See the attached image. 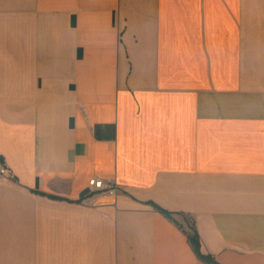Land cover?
<instances>
[{
    "label": "crops",
    "instance_id": "crops-1",
    "mask_svg": "<svg viewBox=\"0 0 264 264\" xmlns=\"http://www.w3.org/2000/svg\"><path fill=\"white\" fill-rule=\"evenodd\" d=\"M0 159V264H264V0H0Z\"/></svg>",
    "mask_w": 264,
    "mask_h": 264
},
{
    "label": "built area",
    "instance_id": "built-area-1",
    "mask_svg": "<svg viewBox=\"0 0 264 264\" xmlns=\"http://www.w3.org/2000/svg\"><path fill=\"white\" fill-rule=\"evenodd\" d=\"M8 169L0 159V180L7 179ZM88 187L93 194H102L116 197L118 194V186L114 180H103L98 178H91L88 181Z\"/></svg>",
    "mask_w": 264,
    "mask_h": 264
},
{
    "label": "trees",
    "instance_id": "trees-1",
    "mask_svg": "<svg viewBox=\"0 0 264 264\" xmlns=\"http://www.w3.org/2000/svg\"><path fill=\"white\" fill-rule=\"evenodd\" d=\"M156 209H158L160 212L168 215L167 212L161 210L160 208L154 206ZM190 242L192 244V246L194 247V249L197 252V255L199 257V259L204 262L205 264H216L211 258H209L208 256H203L198 252V247H199V243H198V236L195 232H193L192 236H190Z\"/></svg>",
    "mask_w": 264,
    "mask_h": 264
}]
</instances>
